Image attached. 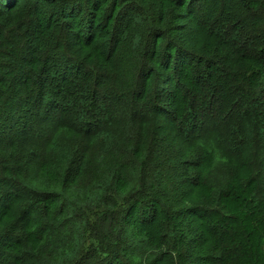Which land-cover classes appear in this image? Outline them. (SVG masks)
I'll return each instance as SVG.
<instances>
[{
	"label": "trees",
	"instance_id": "16d2710c",
	"mask_svg": "<svg viewBox=\"0 0 264 264\" xmlns=\"http://www.w3.org/2000/svg\"><path fill=\"white\" fill-rule=\"evenodd\" d=\"M0 264H264V0H0Z\"/></svg>",
	"mask_w": 264,
	"mask_h": 264
}]
</instances>
